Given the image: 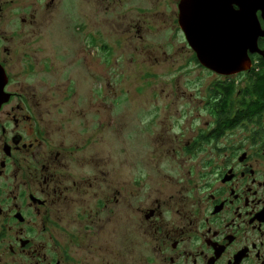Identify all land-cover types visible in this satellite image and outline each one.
<instances>
[{
    "label": "flooded vegetation",
    "instance_id": "flooded-vegetation-1",
    "mask_svg": "<svg viewBox=\"0 0 264 264\" xmlns=\"http://www.w3.org/2000/svg\"><path fill=\"white\" fill-rule=\"evenodd\" d=\"M185 1L0 0V264H264V37L245 70L211 71ZM174 40L206 98L173 83L126 123L108 76Z\"/></svg>",
    "mask_w": 264,
    "mask_h": 264
},
{
    "label": "water",
    "instance_id": "water-1",
    "mask_svg": "<svg viewBox=\"0 0 264 264\" xmlns=\"http://www.w3.org/2000/svg\"><path fill=\"white\" fill-rule=\"evenodd\" d=\"M259 12L264 18V0H188L181 5V25L201 65L232 75L245 70L249 50L258 51L264 37Z\"/></svg>",
    "mask_w": 264,
    "mask_h": 264
},
{
    "label": "rangeland",
    "instance_id": "rangeland-1",
    "mask_svg": "<svg viewBox=\"0 0 264 264\" xmlns=\"http://www.w3.org/2000/svg\"><path fill=\"white\" fill-rule=\"evenodd\" d=\"M177 40H179V38ZM183 47L184 46L182 42L181 44H177L176 40H174L173 50L170 56V61L168 62L160 61L159 63H156L154 61H150L149 59L143 62L142 60H135L134 58H131L132 56L130 57L125 56L124 61H123V66L126 72H125V77L123 79L124 81L121 84V86H120V83L119 84L115 83V82H120L121 80L120 77L112 76V75L108 76L109 84L107 88L111 87V85L113 87L114 85L117 92L120 93V97L122 98V101H124L123 102L124 110H123L122 116H124L126 123H131L132 122L131 120L143 117V115H140V113H142L141 112L142 110H140V108L141 107L147 108L149 104L154 101L152 97V93L154 92L161 93L163 92L164 89L168 90L166 86L168 85L169 87V85H172L173 83H177V84H173L174 87L176 85L177 87H180L178 90L180 94L184 93V95L186 96L185 92H187L188 98L191 94H193L194 100L196 98L198 101H200L206 98L204 93L198 96L197 92L203 91L204 89H202V87L204 88V87L212 85L213 78L207 77L204 73L202 74L200 69L197 67V63H194V64L191 63L192 58H193L192 56L193 51L187 50L186 48H183ZM151 68L161 70V72L164 70L166 71V69H171L172 71H176V73H179L178 76L180 75V73H182L179 70L183 68L184 70L183 72L185 73L181 75L180 79L178 80L173 79L174 82L172 81V78L170 79L161 78L159 81H154L155 80L154 78L156 77V75L151 74L153 77L148 75V70ZM145 71L147 73L146 74L147 76H143V73ZM169 81H172V82H169ZM92 86H94V91H95V87H100L95 77L92 78ZM106 86L107 85H104V87ZM121 88L123 89L124 92L122 90L120 92ZM168 91H171V90H168ZM85 97L86 98L84 99V96L82 95V100L88 101V96H85ZM93 97H94V94H93ZM96 100H100V99H96V98L93 99V101H96ZM125 102H127V105H125ZM130 129L132 130V127H130ZM140 145L141 146L143 145L142 142ZM110 149L111 148L109 147L108 149V154L110 158L109 167L111 170V167H113L111 166L112 165L111 163L112 161H114L113 160L114 157L112 155L114 153H111ZM136 160L137 159L135 158L132 159L131 157H125L124 158L125 167H130V166L135 165Z\"/></svg>",
    "mask_w": 264,
    "mask_h": 264
}]
</instances>
